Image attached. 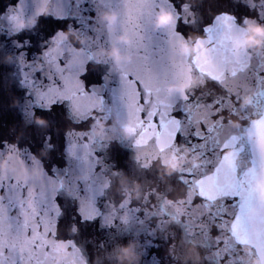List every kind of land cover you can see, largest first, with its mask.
I'll list each match as a JSON object with an SVG mask.
<instances>
[{
    "label": "snow or ice",
    "instance_id": "6c2138e0",
    "mask_svg": "<svg viewBox=\"0 0 264 264\" xmlns=\"http://www.w3.org/2000/svg\"><path fill=\"white\" fill-rule=\"evenodd\" d=\"M236 2L254 15L240 18L229 11L216 13L196 40V51L186 55L177 52V41L188 40L178 25L198 28L202 20L188 0H76L77 8L90 4L96 12L95 17L87 18L91 23L85 21V28H69L78 36L90 38L87 48L61 40L63 32H58L45 42L40 56L31 61L23 51L13 54L28 98L23 112L30 122L37 110L50 111L53 105L64 103L70 106L75 121L95 122L106 104L101 90L86 89L80 80L86 64H100L96 54L110 47L119 48L128 57L117 71L111 70L120 81L112 105L120 117L136 126L131 141L135 153L155 156L184 146L198 158L197 165H185L172 178L186 192L194 191L195 196L185 195L171 203L184 206L179 220L181 232L187 241L196 243L203 264H253L264 258V52H238L233 47L247 21L264 25V0ZM63 3L64 0H32L34 11L26 16L28 0H18L6 16L8 32L32 30L34 27L21 29L20 21H37L44 15L43 9L54 18H65L69 12ZM161 9L173 14L174 24L154 30L152 21ZM102 11H114L118 15L116 24L99 23L98 14ZM120 35L130 42L118 44ZM73 56L78 60L70 63ZM37 62L41 65L39 70H35ZM192 80L203 86L213 82L219 91L197 94L202 87L192 88ZM185 83L188 89L176 94L168 92L170 86ZM248 96L250 102L242 107ZM229 117L239 120V126L233 128ZM87 132H80L79 137L76 132L70 134L76 142L69 141L68 154L78 167L64 178L55 173L49 175L41 164V173L25 180L23 172L34 169V157L7 144L0 149V162L7 164L6 169L0 168V264L88 261L75 241L58 238L57 225L62 215L58 197L66 191L72 192L78 202L82 221L103 219L106 225L118 221L130 229L163 217L155 214L162 212V207L158 209L150 199L160 195L168 203L167 195L158 191L150 192L144 204L129 202L125 207L121 202L103 212L97 200L111 187L106 183L109 174H105L110 170L97 171L100 157L96 152L111 142H91ZM21 168L23 171L18 174ZM79 175L86 180L74 179ZM30 188L37 190L32 209L27 206ZM197 197L199 201L194 203ZM26 215L31 219L25 220ZM168 223L167 219L161 220L159 227ZM147 224L143 233L154 235V229ZM61 244L67 255L60 254ZM142 250L143 256L144 246Z\"/></svg>",
    "mask_w": 264,
    "mask_h": 264
},
{
    "label": "water",
    "instance_id": "95a60500",
    "mask_svg": "<svg viewBox=\"0 0 264 264\" xmlns=\"http://www.w3.org/2000/svg\"><path fill=\"white\" fill-rule=\"evenodd\" d=\"M17 3L18 0H0V149H4L7 144L34 157V169L23 172L22 178L25 180L30 181L38 176L42 171L41 164L49 175L55 173L63 178L69 105H53L50 111L37 110L33 121L27 120L23 108L28 98L20 83L13 54L23 51L31 61L40 56L45 42L50 41L58 32H63L59 37L61 40H71L75 44L76 34L69 31V28L77 29L80 8L76 7V0H64L62 6L69 12L65 18H54L47 15V9H43L44 15L37 21H20L21 29L34 27L32 30L10 34L6 16L9 9ZM33 11L32 0H28L26 16H31ZM70 63H73V59ZM40 68L41 65L37 62L35 70ZM19 155L17 153V157ZM0 168H7L6 161L0 162ZM22 171L23 168L19 169L18 174ZM28 195L27 206L32 209V198L37 195V190L30 188ZM58 202L61 206V196L58 197ZM24 219L30 220L31 216L26 215ZM57 229L59 236V221Z\"/></svg>",
    "mask_w": 264,
    "mask_h": 264
},
{
    "label": "clouds",
    "instance_id": "9594fccd",
    "mask_svg": "<svg viewBox=\"0 0 264 264\" xmlns=\"http://www.w3.org/2000/svg\"><path fill=\"white\" fill-rule=\"evenodd\" d=\"M109 21L111 22V17H109ZM256 29L264 30V25H256L253 28L246 29V35L241 40L238 41V43L242 44L245 49L249 47L251 48L264 47V37L256 36L253 34ZM256 40H260L261 43L257 45L255 43ZM109 55L113 59L119 58V52L116 49L111 50ZM172 163H173V166H175V161H173ZM124 252H125L126 257H129V258L131 257L132 253L130 249H125Z\"/></svg>",
    "mask_w": 264,
    "mask_h": 264
}]
</instances>
